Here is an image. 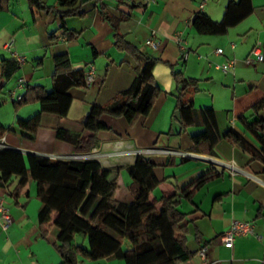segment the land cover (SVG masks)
<instances>
[{
  "label": "crops",
  "instance_id": "0c3cea01",
  "mask_svg": "<svg viewBox=\"0 0 264 264\" xmlns=\"http://www.w3.org/2000/svg\"><path fill=\"white\" fill-rule=\"evenodd\" d=\"M42 1L52 9L58 8V0ZM203 1H105L111 15L125 16L118 23V31L125 40L159 59L154 77L161 93L150 114L138 117L132 124L124 118L102 117L110 130L98 134L99 145L94 148L101 171L87 180L83 189L106 196L114 187L120 201H137L144 195V189L129 172L137 158L115 154L154 147L192 152L191 136L204 128L182 131L174 119L178 86L173 73L198 79L200 90L193 100L210 131L213 152L195 151L192 153L198 158L188 160L161 154L147 156L155 165L154 173L159 181L150 200L160 208L163 196L193 193L181 209L189 222L188 247L196 254L182 264H205L199 254L203 247L208 248L209 261L216 264H264V165L252 161L248 153L224 138L230 129H236L258 145L238 118L249 117L251 107L264 98V61L256 65L245 63L257 45H262L264 52V0H253L254 12L222 36L198 34L192 21L200 11L214 21H221L229 0H217L214 4L207 0L201 9ZM98 6L96 0H85L83 16L66 19L67 28L79 33L77 40L63 37L55 42L50 39L52 33L60 35L62 31L54 12L32 8L29 0H0V59L14 57L5 48L11 40L13 52L23 59L18 72L0 89V105L4 106L0 107V125L15 129L5 136L10 149L25 156L41 157L85 152L79 149V143H86L91 135L84 123L92 106L108 104L131 86L137 62L115 46V30L102 18ZM152 37L161 42L159 50L146 45ZM182 42L186 50L182 49ZM232 43L236 45L234 49ZM219 48L224 50L221 55L215 53ZM63 53L69 55L74 70L87 71L94 66L95 81L89 87L70 91L73 103L67 116L45 113L35 140L22 137L17 120L35 116L41 105H26L13 113L10 103L28 85L52 90L54 56ZM230 60H235V70L225 74L220 66ZM259 116L264 120V109ZM201 182L203 185L198 187ZM5 183L11 188L0 186V200L10 208L14 221L7 231L0 228V264H62L56 248L59 230L52 227L47 238L41 236L38 224L41 203L37 199L36 183L30 180L17 202L11 192L18 184V177L9 175ZM235 221L252 222L257 236L238 237L234 246L227 248L221 235ZM75 243L88 247L85 237H77ZM73 264L126 263L78 257Z\"/></svg>",
  "mask_w": 264,
  "mask_h": 264
},
{
  "label": "trees",
  "instance_id": "16d2710c",
  "mask_svg": "<svg viewBox=\"0 0 264 264\" xmlns=\"http://www.w3.org/2000/svg\"><path fill=\"white\" fill-rule=\"evenodd\" d=\"M105 1L96 0V4L102 18L111 23L115 30V46L130 54L137 65L134 80L128 89L119 92L104 106H92L84 123L85 130L91 135L86 143H79V149L85 152L98 147V134L101 131L110 130L102 120L103 116L124 118L132 124L138 117L150 114L161 93L154 77L159 59L139 51L125 40L118 31V23L125 16L111 15ZM84 3L85 0H58V8L52 9L42 0H29L32 8L54 12L59 18L62 33L57 35L54 32L50 37L55 42L63 37L69 41L77 40L79 33L67 28L66 19L83 16ZM139 6L131 5L132 8ZM254 9L253 0H229L221 21H214L200 11L194 17L192 26L198 34L222 36L249 17ZM54 63L52 90L42 85H28L26 91L13 102L17 111L26 105H41V111L35 116L17 120L22 137L35 140L42 126L43 114L67 116L73 103L70 91L89 87L87 71L74 70L67 53L54 56ZM19 69L20 62L15 57L0 59V89ZM173 77L178 86L174 119L180 123L182 131L192 127L204 128L191 136L194 145L192 152H213L210 131L193 100V95L200 90V81L188 78L181 72H174ZM263 109L264 98L251 107L249 117L241 115L238 118L258 145L236 129H230L224 138L248 153L252 161L264 165V120L259 116ZM14 131V128L0 125V138ZM154 166L149 158L137 157L129 172L132 179L143 187L144 195L137 201L127 203L116 197L114 187L106 196L84 191L83 184L101 171V164L96 161L52 160L35 155L25 156L7 148L0 150V186L10 189L5 183L6 178L9 175L18 177V184L11 192L17 202L30 180L36 183L37 199L41 203L38 216L41 236L47 238L52 227L59 230L56 248L62 256V264H73L78 257L92 261L116 259L126 264H182L196 254L188 247L189 222L187 214L181 209L185 201L191 200L193 193L176 192L169 197L163 196L160 208L155 206L150 200L151 192L159 184ZM78 236L86 238L88 247L75 243Z\"/></svg>",
  "mask_w": 264,
  "mask_h": 264
},
{
  "label": "built area",
  "instance_id": "2783aa9c",
  "mask_svg": "<svg viewBox=\"0 0 264 264\" xmlns=\"http://www.w3.org/2000/svg\"><path fill=\"white\" fill-rule=\"evenodd\" d=\"M151 2H154L155 0H150ZM207 0H204L203 3L200 5V8L203 9L205 6V3ZM181 41V39H179ZM146 45L154 50H159L161 48V42L157 40L156 38H149L146 41ZM183 50H186L185 44L182 42L181 45ZM231 47L234 49L236 45L234 43L231 44ZM6 50L12 53V55L19 61L23 62V59L21 57H18L14 52V41L11 40L9 43L5 45ZM216 54L221 55L224 53V50L219 48L215 51ZM264 61V52L262 45H257L254 47L253 51L251 52L250 56L246 59L245 63L247 65H256L257 63ZM236 67L235 60H230L226 64L221 65V70L228 74L230 72H233ZM96 76V69L94 66H90L87 70L86 75V82L88 86H91L92 83L95 81ZM11 148L7 144L6 137L0 138V150ZM126 154H130L135 156L136 158L138 156H151L153 154H161L166 155L168 157H179L183 159H195L198 158L197 154L192 152H185L182 150H176V149H162V148H146V149H139L132 152H121L117 153L115 155L124 156ZM46 158L52 159V160H62V161H96L99 162V155L97 154V150L93 149L88 152H74L67 155H47ZM14 219L11 215L10 208L4 203V201L0 200V228L7 231ZM250 236H257L255 231V226L252 222L249 221H235L230 226V228L225 231L221 235V240L225 247L232 248L234 246V243L238 237H250ZM259 239L261 237H258ZM200 256L205 261V264H216L215 262H210L208 259V248L203 247L199 251Z\"/></svg>",
  "mask_w": 264,
  "mask_h": 264
},
{
  "label": "rangeland",
  "instance_id": "374dc122",
  "mask_svg": "<svg viewBox=\"0 0 264 264\" xmlns=\"http://www.w3.org/2000/svg\"><path fill=\"white\" fill-rule=\"evenodd\" d=\"M210 2L209 3H211V4H214V3H217V0H209ZM6 93V92H5ZM10 105H11V108H12V111H13V113H16L17 112V110H16V108H15V105L11 102L10 103ZM0 107L2 108V107H4V106H1L0 105ZM79 237H82V236H78V238Z\"/></svg>",
  "mask_w": 264,
  "mask_h": 264
}]
</instances>
